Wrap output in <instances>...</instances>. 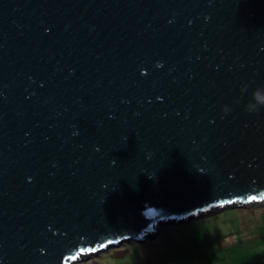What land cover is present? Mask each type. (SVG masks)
Instances as JSON below:
<instances>
[{"label":"water","instance_id":"obj_1","mask_svg":"<svg viewBox=\"0 0 264 264\" xmlns=\"http://www.w3.org/2000/svg\"><path fill=\"white\" fill-rule=\"evenodd\" d=\"M258 86L264 0H0V264L264 202Z\"/></svg>","mask_w":264,"mask_h":264},{"label":"rangeland","instance_id":"obj_2","mask_svg":"<svg viewBox=\"0 0 264 264\" xmlns=\"http://www.w3.org/2000/svg\"><path fill=\"white\" fill-rule=\"evenodd\" d=\"M235 208L157 226L156 237L71 264H264V202Z\"/></svg>","mask_w":264,"mask_h":264},{"label":"clouds","instance_id":"obj_3","mask_svg":"<svg viewBox=\"0 0 264 264\" xmlns=\"http://www.w3.org/2000/svg\"><path fill=\"white\" fill-rule=\"evenodd\" d=\"M247 89V84L241 86L242 93L246 92ZM262 108H264V86H258L252 91L251 98L244 105V109L250 114H255L259 113ZM223 111L228 113L230 108L226 105L224 106Z\"/></svg>","mask_w":264,"mask_h":264},{"label":"crops","instance_id":"obj_4","mask_svg":"<svg viewBox=\"0 0 264 264\" xmlns=\"http://www.w3.org/2000/svg\"><path fill=\"white\" fill-rule=\"evenodd\" d=\"M255 205H257V204H255ZM252 206H253V205H252ZM233 208H234V207H233ZM236 208H239V207H236ZM236 208H235V209H236ZM210 213H211V212H210ZM207 215H208V214H207ZM158 235H159V234H158Z\"/></svg>","mask_w":264,"mask_h":264},{"label":"snow or ice","instance_id":"obj_5","mask_svg":"<svg viewBox=\"0 0 264 264\" xmlns=\"http://www.w3.org/2000/svg\"><path fill=\"white\" fill-rule=\"evenodd\" d=\"M252 199H255V197H252Z\"/></svg>","mask_w":264,"mask_h":264}]
</instances>
